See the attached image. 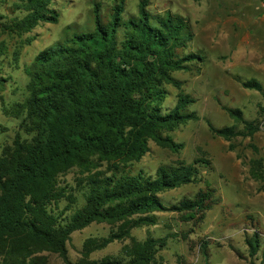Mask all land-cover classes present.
Masks as SVG:
<instances>
[{
	"label": "trees",
	"instance_id": "1",
	"mask_svg": "<svg viewBox=\"0 0 264 264\" xmlns=\"http://www.w3.org/2000/svg\"><path fill=\"white\" fill-rule=\"evenodd\" d=\"M20 1L25 14L2 24L8 32L22 34L39 22H57L52 0ZM149 1L139 0L137 15L123 20L124 0H118L109 21L102 17L101 3L94 2L93 30L73 33L41 49L25 68L27 95L5 108L7 114L21 118L25 136L16 132L0 148V264H48L45 253H57L65 264H73L67 241L92 222L116 228L107 236L86 238L82 254L130 237L124 247L127 259L104 257L78 264H157L155 255L165 240H137L131 229L154 223V211L169 209L186 220L195 216L199 220L216 204L215 190L208 184L170 207L160 199V192L200 181L199 158L190 164L159 166L155 176L132 170L149 151V140L172 150L181 148L182 143L168 133L197 118L194 112H185L195 98L172 75L202 58L184 51L193 39L191 26L170 12L153 19ZM4 51L0 44V54ZM18 54L16 50L13 58ZM5 83L0 72V92ZM169 85L178 90L176 103L163 110ZM241 85L264 96L255 78ZM224 109L244 127L215 128L209 123L216 135L230 139L251 136L259 129V121L244 119L238 108ZM251 172L258 174L254 164ZM69 173L74 174V184L64 178ZM76 192L82 197L80 205ZM246 243L249 255H254L257 233Z\"/></svg>",
	"mask_w": 264,
	"mask_h": 264
},
{
	"label": "rangeland",
	"instance_id": "2",
	"mask_svg": "<svg viewBox=\"0 0 264 264\" xmlns=\"http://www.w3.org/2000/svg\"><path fill=\"white\" fill-rule=\"evenodd\" d=\"M118 0H52L51 6L59 13L57 22H39L29 32L10 33L2 26L25 11L20 0H0V72L6 78L0 92V148L10 143L16 132L25 136L20 128L21 118L7 114L15 102L27 95L28 75L35 55L50 44L62 41L77 32L94 28V2L101 3V14L110 20L111 7ZM139 0H124L123 20L137 15ZM150 15L167 12L189 22L193 39L186 53L201 55L186 70L174 71L181 88L195 102L185 112H194L196 119L180 124L168 133L179 149H170L149 140V151L132 165L134 172L143 170L155 176L159 166L186 164L200 159V181L182 184L159 193L161 201L170 207L183 198H192L208 184L214 188L216 204L206 210L202 219H184L174 210L154 211L155 222L134 227L132 238H162L165 243L156 252L157 264H264V107L263 93L246 88L241 81L257 79L264 90V12L260 0H150ZM19 51L18 58L13 54ZM162 109L174 107L177 89L167 86ZM224 107L238 108L246 120L257 119L259 129L251 136L236 135L230 139L216 135L209 128L234 125L243 130V123L231 116ZM205 161L209 162L206 165ZM258 170L252 174V165ZM73 173L64 178L73 183ZM78 197L77 205L82 203ZM65 202H61L63 207ZM116 224L92 222L74 231L67 241V256L73 264L101 260L104 257L123 258L124 247L130 237L114 240L105 247L82 254L83 241L88 237L107 236ZM257 233L259 247L250 256L246 238ZM48 255V264H65L57 253Z\"/></svg>",
	"mask_w": 264,
	"mask_h": 264
},
{
	"label": "built area",
	"instance_id": "3",
	"mask_svg": "<svg viewBox=\"0 0 264 264\" xmlns=\"http://www.w3.org/2000/svg\"><path fill=\"white\" fill-rule=\"evenodd\" d=\"M261 10L264 12V0H260Z\"/></svg>",
	"mask_w": 264,
	"mask_h": 264
},
{
	"label": "crops",
	"instance_id": "4",
	"mask_svg": "<svg viewBox=\"0 0 264 264\" xmlns=\"http://www.w3.org/2000/svg\"><path fill=\"white\" fill-rule=\"evenodd\" d=\"M260 9H261V7H260V3H259V8H258V10H260ZM259 18L264 22V16H260Z\"/></svg>",
	"mask_w": 264,
	"mask_h": 264
}]
</instances>
